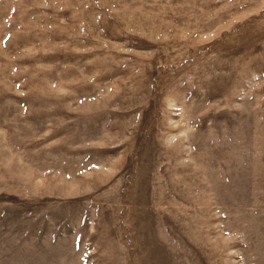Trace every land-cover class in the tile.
Wrapping results in <instances>:
<instances>
[{
    "label": "rangeland",
    "instance_id": "rangeland-1",
    "mask_svg": "<svg viewBox=\"0 0 264 264\" xmlns=\"http://www.w3.org/2000/svg\"><path fill=\"white\" fill-rule=\"evenodd\" d=\"M0 264H264V0H0Z\"/></svg>",
    "mask_w": 264,
    "mask_h": 264
}]
</instances>
